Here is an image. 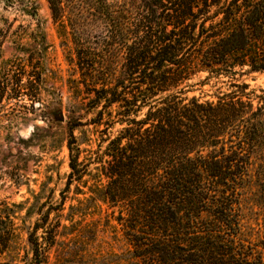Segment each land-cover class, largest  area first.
<instances>
[{"label": "trees", "instance_id": "obj_1", "mask_svg": "<svg viewBox=\"0 0 264 264\" xmlns=\"http://www.w3.org/2000/svg\"><path fill=\"white\" fill-rule=\"evenodd\" d=\"M50 2L61 18L62 0ZM87 13L100 34L85 47L75 39L73 60L93 114L86 123L101 127L87 160L106 179L100 191L130 257L139 264H264L242 237L238 210L255 158L264 175V89L256 93L243 78L264 73V0H88ZM98 45L105 63L96 61ZM212 80L206 98L202 87ZM73 128L69 181L86 174ZM13 212L0 204V254L17 235ZM48 219L46 211L28 231L25 264H115L87 249L84 234L93 242V228L60 241ZM55 246L63 255L51 262Z\"/></svg>", "mask_w": 264, "mask_h": 264}, {"label": "rangeland", "instance_id": "obj_2", "mask_svg": "<svg viewBox=\"0 0 264 264\" xmlns=\"http://www.w3.org/2000/svg\"><path fill=\"white\" fill-rule=\"evenodd\" d=\"M62 6L63 15L55 18L50 0H0V204L13 208L17 234L0 262L25 264L31 259L28 231L47 211L49 226L59 227L60 241H68L74 230L93 228V242L92 234H84L89 251L115 264H139L130 257L131 246L100 191L106 183L100 166L87 160L97 148L101 127L86 123L93 114L86 112L84 87L76 83L75 39L83 38L85 47L100 33L88 22V0H62ZM98 47L96 61L105 63V52ZM112 61L120 70L122 55L115 54ZM243 78L256 93L264 89L263 72ZM212 84L202 87L206 98L214 91ZM56 109L61 115L51 112ZM72 126L86 174L69 181ZM258 162L253 160L239 190L238 210L242 237L264 262V175ZM56 255H63L60 246L52 248L51 262Z\"/></svg>", "mask_w": 264, "mask_h": 264}]
</instances>
